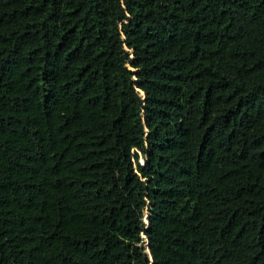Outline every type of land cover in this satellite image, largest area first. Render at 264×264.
Here are the masks:
<instances>
[{
    "label": "trees",
    "instance_id": "16d2710c",
    "mask_svg": "<svg viewBox=\"0 0 264 264\" xmlns=\"http://www.w3.org/2000/svg\"><path fill=\"white\" fill-rule=\"evenodd\" d=\"M0 264H264V0H0Z\"/></svg>",
    "mask_w": 264,
    "mask_h": 264
},
{
    "label": "clouds",
    "instance_id": "9594fccd",
    "mask_svg": "<svg viewBox=\"0 0 264 264\" xmlns=\"http://www.w3.org/2000/svg\"><path fill=\"white\" fill-rule=\"evenodd\" d=\"M141 163H143V162H141ZM144 221L147 223V215H146V218H145ZM146 253L148 254L149 259L152 260V257H151V254L149 252V247L148 246L146 247Z\"/></svg>",
    "mask_w": 264,
    "mask_h": 264
},
{
    "label": "rangeland",
    "instance_id": "374dc122",
    "mask_svg": "<svg viewBox=\"0 0 264 264\" xmlns=\"http://www.w3.org/2000/svg\"><path fill=\"white\" fill-rule=\"evenodd\" d=\"M140 161L143 162V159H140ZM146 214H147V212H145V214H144V220L146 218Z\"/></svg>",
    "mask_w": 264,
    "mask_h": 264
}]
</instances>
